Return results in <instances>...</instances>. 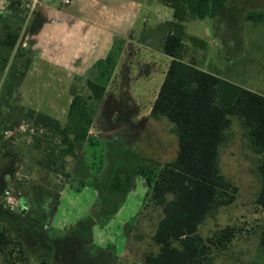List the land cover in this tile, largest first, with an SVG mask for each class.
I'll return each instance as SVG.
<instances>
[{"label":"rangeland","instance_id":"1","mask_svg":"<svg viewBox=\"0 0 264 264\" xmlns=\"http://www.w3.org/2000/svg\"><path fill=\"white\" fill-rule=\"evenodd\" d=\"M135 1L151 5L142 12L148 27L172 18L171 8L159 0ZM7 4L0 14L6 15ZM22 7L27 18L15 46L21 53L16 59L18 73L10 74L7 66L0 77V130L10 127L14 132L6 138L2 130L5 140L0 135V175L5 162L14 158L18 175L13 185L21 191L17 206L6 205L0 191V230L20 242L24 252L23 259L14 258L12 264H147L145 256L158 251L151 237L163 216L147 178L153 180L177 152L172 123L149 115L168 62L157 50L139 48L140 39L131 35L126 42L116 40L109 57L101 54L95 39L89 74L73 75L69 67L68 74L60 73L53 50L37 48L34 37L53 38L63 25L57 30L41 28L43 20L32 18ZM262 10L264 0H228L214 18L186 21L184 60L264 96V24L245 19L247 12ZM27 60L29 68L21 76ZM87 80L104 86L101 101L86 100ZM71 92L93 105L92 125L74 156L61 154L46 168L38 164L46 142L36 145L30 137L27 110L49 114L64 124ZM231 120L217 163L237 194L211 211L197 231L207 240L214 232L235 227L225 250L210 246L213 264H264L259 245L264 212L254 203L260 187L259 155L251 150L242 121ZM0 264H5L1 253Z\"/></svg>","mask_w":264,"mask_h":264},{"label":"trees","instance_id":"2","mask_svg":"<svg viewBox=\"0 0 264 264\" xmlns=\"http://www.w3.org/2000/svg\"><path fill=\"white\" fill-rule=\"evenodd\" d=\"M159 1L172 10L171 28L160 50L169 61L149 115L165 117L172 123L177 152L172 160L163 164L153 180L147 178L152 199L162 206L163 216L151 237L158 251L147 254L145 262L213 264L210 246L225 250L234 239L235 227L227 226L214 232L207 240L197 230L211 211L231 202L237 194V187L219 171L217 163L219 147L232 124L231 117L242 121L250 148L259 155L256 171L260 187L254 203L264 212V96L183 61L184 23L190 19L214 18L228 0ZM22 5L17 0H8L6 15L0 14V77L7 66L10 74L18 73L16 59L21 53L15 46L27 18ZM245 19L264 24V10L249 11ZM190 41L198 42L194 38ZM29 64L27 60L21 76L25 75ZM86 84L90 90L86 100L101 101L104 86L92 80H87ZM71 95L64 124L49 114L27 110L33 130L30 137L35 139L36 145L46 142L44 159L38 161L46 168L55 165L61 154L74 156L92 125L93 105L77 93L71 92ZM8 129L10 127L3 130ZM54 170L57 169L54 167ZM168 195L171 197L167 198ZM5 234L0 230V253L5 264H12L14 258L21 261L24 256L21 243L15 242L8 232ZM259 245L264 253V228Z\"/></svg>","mask_w":264,"mask_h":264},{"label":"crops","instance_id":"3","mask_svg":"<svg viewBox=\"0 0 264 264\" xmlns=\"http://www.w3.org/2000/svg\"><path fill=\"white\" fill-rule=\"evenodd\" d=\"M20 2L23 4V0ZM147 8L151 10V5H143L142 2L135 0H70L69 4H63L60 0L59 6L54 5L51 0H39L35 10L31 13V17L36 16L41 21L43 20L41 28L48 26L57 30V27L63 25L64 29L56 31L53 38L47 39L48 36H45L47 40L43 39V41L38 40L37 34L34 37V45L44 51L53 50V56L57 58L55 60L53 57L56 62V70L68 74L65 68L69 67L70 73L73 75L89 74L91 55L93 56L91 46H93L95 39L101 54L104 52V56L107 57H109L116 40L124 42L131 35L135 41L140 39L137 42L139 48L147 51L157 50L163 54L160 50L166 34L170 31L172 18L155 22L154 26L148 27L146 25L148 18L142 16V12H145ZM141 21L143 22L142 27L139 26ZM72 27L78 31H72ZM157 32L160 33L158 44L154 42ZM102 41L105 42V47ZM184 54L183 52V61H185ZM163 56L168 62L169 57L164 54ZM2 130H0L1 136ZM2 139L5 140L3 136ZM4 151L7 153L6 148ZM13 163H15L14 158L10 164L9 160L7 164L5 162V168L0 175L1 194L17 180L18 173L15 172ZM23 178L27 177L23 176ZM13 186L18 187L16 184Z\"/></svg>","mask_w":264,"mask_h":264},{"label":"built area","instance_id":"4","mask_svg":"<svg viewBox=\"0 0 264 264\" xmlns=\"http://www.w3.org/2000/svg\"><path fill=\"white\" fill-rule=\"evenodd\" d=\"M61 1L63 4H69L70 2V0H61ZM38 3H39V0H23V5L25 6V8L28 10L29 13H32L35 10ZM5 8H6L5 2L0 1V12L5 10ZM30 132L32 133L33 130L30 129ZM13 133L14 132L12 130H5L3 132L6 138L9 136L11 137ZM20 197H21V191L17 187L10 185L3 191L2 199L6 205L17 206L19 203Z\"/></svg>","mask_w":264,"mask_h":264}]
</instances>
